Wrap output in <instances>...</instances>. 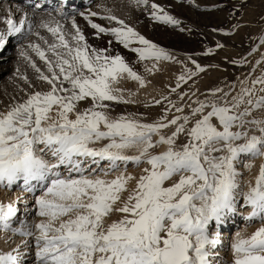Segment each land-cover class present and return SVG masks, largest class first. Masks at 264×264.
<instances>
[{
    "label": "snow or ice",
    "instance_id": "obj_1",
    "mask_svg": "<svg viewBox=\"0 0 264 264\" xmlns=\"http://www.w3.org/2000/svg\"><path fill=\"white\" fill-rule=\"evenodd\" d=\"M135 3L148 6V0ZM151 10L158 22L179 23L155 4ZM102 19L119 26L106 29L89 19L91 28L113 37L141 61L173 59L110 11ZM4 23L0 49L25 25V37L43 40L46 48L36 43L27 48L46 71L28 51L20 56L48 88L26 93L0 111V188L22 181L24 191L41 193L35 197L39 223L20 221L14 228L17 207L0 203V232L19 236L22 247L34 242L35 264H217L220 233L210 226L214 222L219 228L236 215L242 196L243 206L251 210L243 220L260 226L250 235L237 231L230 244L231 264H264V164L247 182V191L239 170L242 165L251 173L253 164L245 161L264 159V74L241 81L234 96H219L223 89L210 91V99L188 105L190 114L169 101L152 123L113 118L112 104L132 102L116 87L125 76L146 86L122 56L91 48L75 20L71 34L55 17L41 21L39 27L52 41L33 32L27 19ZM195 67L196 72L186 69L179 76L172 92L205 71ZM82 102L88 106L82 108ZM160 147L165 150L157 153ZM130 165L141 174H128ZM21 246L0 251V264H21Z\"/></svg>",
    "mask_w": 264,
    "mask_h": 264
},
{
    "label": "rangeland",
    "instance_id": "obj_2",
    "mask_svg": "<svg viewBox=\"0 0 264 264\" xmlns=\"http://www.w3.org/2000/svg\"><path fill=\"white\" fill-rule=\"evenodd\" d=\"M35 2V0L32 1L30 6L35 5ZM152 4L157 5L158 9H162L163 13L173 17L179 23L173 26L155 20L152 16ZM111 12L173 57L170 61H141L136 53L119 45L113 37L97 33L91 28L89 19H85L82 15L80 19L83 25L77 26L90 47L98 50L107 49L106 54L112 56L119 54L133 71L145 80L146 86L143 88L138 82L126 76L116 85L122 89L124 98L132 102L112 104L110 115L113 118L125 115L141 122L152 123L160 118L164 109L169 106V101L183 107L184 114H190L188 105L195 107L192 101L210 99L211 97L207 96L210 91L223 89L219 96L227 92H231L234 96L240 91L241 81L246 78L255 79L264 74V63H258L264 61V44L260 43L264 38V0H148L147 7L143 4L137 5L135 0H116ZM79 15L80 13L76 14V16ZM98 20L91 22L106 29L119 26L115 21L110 22L102 17ZM70 24L65 26V31L69 34L75 31ZM36 30L40 36L52 41L53 38L45 29L39 27ZM112 42L117 46L111 49L102 48ZM29 43L40 44L42 48H46L43 40L36 35L23 37L11 47L17 59L10 64V71L0 78L5 89L4 101L6 102L5 108L1 111L26 98V93L46 91L48 88L44 82L37 79L38 74L20 56L21 51H28L37 66L46 71L43 62L27 48ZM137 46L134 45V47ZM209 50L211 54H208ZM196 64L205 71L188 79L187 83L182 82L180 88L175 93L172 92L171 89L176 87L179 76L186 74V69L197 71ZM23 77H27V83ZM185 93L187 95L180 100V96ZM193 93L195 95H192ZM165 97L168 99H164ZM157 100L161 103L157 104ZM87 106V103H81L82 108ZM172 113L180 115L175 113L174 109ZM256 117L260 118V113H256ZM253 134L259 135V132L251 131L250 135ZM164 150V147H160L155 151L158 153ZM241 167L243 168L242 165ZM127 171L134 176L141 174V169L134 165H130ZM107 178L112 179L114 176ZM133 186L134 182L130 183L129 188ZM2 190L3 196L10 197L16 189L2 188ZM0 203L5 204V201L0 198Z\"/></svg>",
    "mask_w": 264,
    "mask_h": 264
},
{
    "label": "bare ground",
    "instance_id": "obj_3",
    "mask_svg": "<svg viewBox=\"0 0 264 264\" xmlns=\"http://www.w3.org/2000/svg\"><path fill=\"white\" fill-rule=\"evenodd\" d=\"M32 1L34 0H0V34L6 32L7 25L4 23V21L9 18H11L17 24H19V21L21 19H27L28 21L33 23L34 32H37L36 29L39 28V24L41 23V21L51 20L53 17H55L56 20L60 21V23L64 25V28L69 23H71L70 25L72 26L73 20H75V23L77 25H83V23H81L82 20L80 19L82 18V15L88 16L91 21L95 22V20H98V18L108 15L109 11L112 15H114L111 10L116 0H35V5L30 6ZM37 5H39V7H37ZM56 6L57 8H55ZM61 12L64 13L63 17L60 15ZM93 12L97 13V15L90 16V13ZM77 13H80V15L76 16ZM124 22L128 25L126 21ZM27 31V25H25L20 33H16L15 35L7 37V42L5 43L4 48L0 49V78L5 73L10 71V64L17 59V55L15 51L11 49V47L18 43V41L23 39V37H25L24 34L27 33ZM87 31L88 30H86V32ZM114 46H117V44L112 42L110 44L108 43L107 45L102 46V48L109 47L111 49ZM147 72H145V74ZM4 93L5 89L2 86V81L0 80V111L5 108L6 102L4 101ZM248 162H251L253 164L251 173H249L245 168H239L244 176L242 178L243 191H247V182L254 177V175L258 171L259 166L261 164H264V159L246 161L245 163ZM22 184L23 182L20 181L17 185H14L12 187L16 190L15 193H13L10 197L3 196L1 194L3 190L2 188H0V198L5 201V205L13 203L14 206L18 209L17 219L13 223L14 228L20 227V221H27L28 224H34L39 223L41 220V218L35 214L37 211L35 205V197L41 194L40 191L37 190L34 194L26 192L23 190ZM237 199V214L234 216H229L226 221L219 226V228H216L214 222L210 226L213 230L219 231L220 233L221 246L217 250V264H221V262L222 264H231L232 253L230 250V244L232 240L235 239L237 231H239L243 235H250L256 230L257 227L260 226L258 223L252 226L247 225V223L243 220V217L247 216L251 210L246 206H243L242 196H238ZM6 240L8 241V243H5ZM21 245L22 240L19 236H12L11 234L6 235L5 233L0 232V251H12L13 249ZM20 251L21 264H35L34 242L30 244L29 247L21 246Z\"/></svg>",
    "mask_w": 264,
    "mask_h": 264
}]
</instances>
